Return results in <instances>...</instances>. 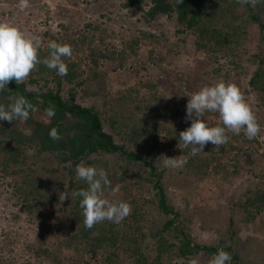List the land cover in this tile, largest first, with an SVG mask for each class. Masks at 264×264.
Here are the masks:
<instances>
[{"label":"rangeland","instance_id":"374dc122","mask_svg":"<svg viewBox=\"0 0 264 264\" xmlns=\"http://www.w3.org/2000/svg\"><path fill=\"white\" fill-rule=\"evenodd\" d=\"M18 3L19 0H0V21H7L26 33L38 36L40 48L43 49L47 48L49 41L67 44L69 39L88 34V23L104 29L107 34L104 45H110L117 51L128 53L127 43L133 37L142 36L138 56L126 57L121 68L112 70L113 66L118 67V59L114 63L112 60L100 59L97 67L93 68L99 74L97 80L90 78L89 70L93 66L86 61L85 46L79 50L72 49L71 57H64L79 65V79L86 81L80 87L64 82L63 95L67 98L69 92H73L76 94V101L83 106H92L99 112L110 110L104 117L114 116L117 111L124 109L127 103L120 101L121 93L129 92L130 89L137 90L139 96L133 94L129 101L135 98L147 99L154 95L158 100L159 111H162L169 107H186L192 93L203 86L223 80L235 83L240 88L256 118L264 123L263 94L249 86V80L261 57V48L264 51V43L258 48L257 35L260 29L252 21L253 11L249 9L254 10V7L250 4L239 7L236 12L226 11L225 4L214 5L211 17H216L219 27L224 28L222 22L225 21V16L226 23L229 22V30L239 22L245 27L249 24L252 26L247 29L244 38H234L228 48H219L207 42V47L204 48L207 51H204L196 45L197 37L192 31L181 32L182 28L174 15H158L154 20H146L142 13L128 8V0H29L30 7L26 9L18 7ZM148 6L149 3H146L145 10ZM49 86L54 88L53 83ZM72 87L74 90L70 91ZM125 111V115L135 113L130 105ZM152 115L153 111L135 113L138 119L144 118L149 123L154 120ZM41 119L44 120V117ZM118 122L123 124L124 121L119 119ZM170 123L161 122L166 126ZM206 123L210 127L223 126L215 112L206 114ZM170 126L176 131L177 126ZM105 130L112 132L109 124L105 125ZM116 131L120 134L116 135L114 132L113 136L117 143H122L120 137L125 136L123 131H127V127ZM226 135L232 140L230 134L226 132ZM163 136L161 133V142H164ZM245 142L242 139L236 141V150L226 149V144L217 148L210 142L207 143L204 153L198 154L199 158L211 161L206 177L202 180L184 179L177 173L181 166L169 167L166 174L169 182L165 186L169 203L181 212V221L196 243L207 246L219 242L225 245L236 244L244 262L264 264V213H254V218L249 219L241 206L248 190L264 187V160L261 157L264 153L246 148ZM127 147L135 149L128 143ZM166 147L168 151L165 149L161 153L163 164V157L180 156L183 159L180 153L168 156L174 146L166 144ZM123 164V161L119 162L120 167ZM132 169L133 175L140 174L135 167ZM56 175L65 182L68 178L66 171L60 170ZM13 177L3 176L0 170V264H57L51 261L50 256L39 252L45 249L63 258L64 264H77L83 257L90 259L92 255L89 253L80 254L74 246L59 244L58 232L54 231V221L46 215L47 209H42L40 220L28 216L24 203L17 199L14 185L17 178ZM113 179V189L119 186V190H110L104 195L106 199L111 201L118 198L119 201L128 202L131 209L132 202H135L142 206L141 211L145 212L146 221L161 222L162 215L156 210L150 184L145 183L142 187L134 186L131 189L128 185L130 178ZM64 220V216L57 218L60 223ZM230 231L234 235L228 240ZM149 253L151 256V250ZM193 257L198 258L199 264H208L211 258L202 253ZM193 257L180 258L173 254L170 262L188 264ZM100 261L99 255L91 258L92 264ZM129 261V258L123 259L120 264H129Z\"/></svg>","mask_w":264,"mask_h":264},{"label":"trees","instance_id":"16d2710c","mask_svg":"<svg viewBox=\"0 0 264 264\" xmlns=\"http://www.w3.org/2000/svg\"><path fill=\"white\" fill-rule=\"evenodd\" d=\"M146 3H149L147 10L144 8ZM218 3L225 4V10L230 12H236L243 6L236 0H183L181 4L178 0H128L127 6L131 11L142 13L146 20H154L158 15L166 17L174 15L177 24L182 28L181 32L192 31L197 37L196 45L207 51L204 49L207 47V42L219 48L226 46L228 48L234 42V38L236 40L244 38L247 29L252 26L249 24L245 27L239 22L229 30V22L226 23L225 16V21L222 22L224 28L219 27L216 17H211L214 5ZM253 9L256 10L255 13L252 9L249 11H253L252 21L260 29L257 35L259 48L264 43V17H261L264 15V0H260ZM245 24L247 25V22ZM86 29L89 32L87 36L84 34L77 39H69L67 44L74 50L85 46L86 61L88 65L93 66L89 70L92 80L99 78V74L94 72L93 68L97 67L100 59L112 60L113 63L118 59V67L112 68L116 70L123 66L126 57L138 56L142 36L133 37L127 43V53L117 51L110 45H104L107 34L99 25L88 23ZM260 54L258 66L249 80V86L263 94V102L264 51L262 48ZM48 56V47L39 48L38 58L41 61ZM62 59L68 68L67 75L60 76L55 70H50L40 63L25 81L16 84L12 80L3 91H0V104L5 107L13 103V97L24 96L37 109L29 113L27 121L14 119L9 123L0 120V155H2L0 170L5 177L17 178L14 183L17 199L24 203V210L28 216L40 220L42 209H47L46 215L54 221L53 228H56L54 231L58 232L59 244L66 247L74 246L80 254L84 252L91 254V258L99 255L101 261L98 264H120L123 259L128 258L129 264H172L170 258L173 254L180 258L193 257L199 253L212 257L218 249H223L231 255V264H248L247 261L242 260L236 244L225 245L219 242L207 246L196 243L181 221V212L169 203L165 183L169 182L166 174L170 169L161 162V153L165 149L168 151L166 144L174 146L168 156L180 153L186 161L177 170L184 179H204L211 164V161L199 158L198 154L193 155L191 147H180L179 133L191 124V121L186 119V107L182 109L169 107L159 111L158 100L156 101L154 95H150L147 99L135 98L129 101L133 94L139 96L137 90L130 89L129 92L121 93L120 101L127 103L124 109L117 111L114 116L104 117V114L110 110L99 112L92 106H83L76 101V94L73 92H69L67 98L63 95L64 82L80 87L86 80L79 79V65L65 60L64 57ZM78 79L80 81H77ZM50 83L54 84V88H50ZM72 88L70 91L74 90V87ZM49 105L55 106V116L50 121L45 116V109ZM129 105L135 113L144 114L153 111L154 120L149 123L144 118L138 119L132 112L125 115V108ZM206 114L209 112L206 111L204 114L205 122ZM43 117L44 120L41 119ZM119 119L124 121L123 124L118 122ZM161 122H171V125L177 126L176 131L171 129L170 124L166 126ZM106 124H109L111 133L105 130ZM125 127H127V131H123L125 136L120 137L123 142L117 143L113 134L117 133L116 130ZM52 128L58 130L61 139L50 138L49 132ZM161 133L164 134L162 138L164 142L160 140ZM118 134L120 133L116 135ZM242 135V132L239 135L231 133L232 140L228 137L226 149L236 150L235 142L240 141ZM249 141L247 139V142ZM127 143L135 149H129ZM136 149H139L138 152ZM29 152L32 154L30 155ZM261 157L264 160V154ZM212 160L216 161L214 157ZM122 161L124 164L120 167L119 162ZM80 163L97 169L102 168L107 172L111 188H106L104 195L113 189V177L130 178L131 182L128 185L131 189L134 186L142 187L145 183L150 184L156 210L162 215L161 222L146 221V214L141 211L142 206L132 202L131 214L121 223L105 220L91 229L86 228L83 223V210L80 207L82 198L73 195L74 190L88 187L84 180L76 176L75 169ZM132 167H135L140 174L133 175ZM60 170L66 171L68 176L66 182L58 179L56 173ZM64 192L68 197L62 201L60 194ZM111 202H119V200L111 199ZM241 206L245 213L247 212L246 217L249 219L254 218V213H264V187L248 190ZM62 216L66 221L60 223L57 218ZM230 232L228 240L234 235L232 231ZM39 252L50 256L51 261L57 264H64V259L53 252L46 249ZM91 258L83 257L77 264H92Z\"/></svg>","mask_w":264,"mask_h":264},{"label":"clouds","instance_id":"9594fccd","mask_svg":"<svg viewBox=\"0 0 264 264\" xmlns=\"http://www.w3.org/2000/svg\"><path fill=\"white\" fill-rule=\"evenodd\" d=\"M236 2L255 7L260 0ZM178 3H183V0H178ZM18 7L22 9L30 7L29 0H19ZM40 43L38 36L26 33L7 21H0V91H3L12 80L16 84L25 81L40 63L50 70H55L60 76L67 75L68 68L62 58L71 57V46L49 41L47 45L49 56L41 61L38 58ZM12 100L13 103L7 107L0 104V120L9 123L14 119L27 121L29 113L37 111L24 96H16ZM206 111L218 113L223 126L210 127L203 119ZM45 116L49 121L55 116L54 105H49L45 109ZM186 119L190 120L191 124L179 133V142L182 148L191 147L193 155L204 153L203 150L209 142L217 148L226 144L228 142L226 130L235 135L243 131L248 140L255 139L261 131L256 115L240 88L235 83H226L223 80L210 86H203L191 94L186 105ZM49 136L53 140L61 139L56 128L50 130ZM163 158L166 167L174 168L186 163L180 156ZM75 172L77 178L84 180L88 185L87 189L73 191L74 196L82 198L80 207L83 210V223L86 228L91 229L105 220L119 224L131 214L132 209L128 202H111L105 198L104 191L111 188V182L104 169L80 163L76 166ZM112 190L118 191L119 186ZM67 197L65 192L60 194L62 201ZM231 259L228 252L218 249L208 260V264H231ZM188 264H199V260L195 257L190 258Z\"/></svg>","mask_w":264,"mask_h":264},{"label":"built area","instance_id":"2783aa9c","mask_svg":"<svg viewBox=\"0 0 264 264\" xmlns=\"http://www.w3.org/2000/svg\"><path fill=\"white\" fill-rule=\"evenodd\" d=\"M257 122L260 125L261 131H260L259 135L255 139L250 140L249 142H247V139L245 138L244 134L240 138L243 141L246 140V142H245L246 148L248 147L252 151L264 153V123L262 121L258 120V119H257ZM226 132L228 134H230V135L232 133V132L227 131V130H226ZM242 133H243V131H242Z\"/></svg>","mask_w":264,"mask_h":264}]
</instances>
